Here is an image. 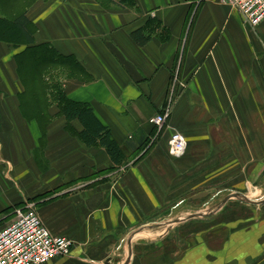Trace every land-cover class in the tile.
Returning a JSON list of instances; mask_svg holds the SVG:
<instances>
[{
	"label": "crops",
	"instance_id": "0c3cea01",
	"mask_svg": "<svg viewBox=\"0 0 264 264\" xmlns=\"http://www.w3.org/2000/svg\"><path fill=\"white\" fill-rule=\"evenodd\" d=\"M134 2L0 0V14L26 10L35 44L76 59L75 76L55 81L123 153L115 164L86 146L42 84L22 87L21 47L0 41V228L33 202L51 234L73 242L47 264H264V202L219 206L232 192L264 200V19L252 31L219 0ZM150 20L159 26L139 45L132 33ZM165 111L156 130L151 116ZM170 127L186 139L179 157ZM201 192L223 198L183 219Z\"/></svg>",
	"mask_w": 264,
	"mask_h": 264
},
{
	"label": "trees",
	"instance_id": "16d2710c",
	"mask_svg": "<svg viewBox=\"0 0 264 264\" xmlns=\"http://www.w3.org/2000/svg\"><path fill=\"white\" fill-rule=\"evenodd\" d=\"M117 1L129 7L135 6L134 0ZM152 21L145 24V31L140 29L132 33L131 38L139 45H144L150 39L151 31L146 32L150 27L149 24H156L155 27L159 26L158 22ZM33 36L34 29L26 16V10L17 13V16L0 14V41L12 44L17 48L21 47L20 52L14 57L22 87L25 89L30 87L33 93L34 90L39 92L38 88L42 84V95L46 96L50 103L56 102L57 108L66 118L65 120L67 122L77 120L81 124L82 130L78 133L80 140L86 146L103 147L112 162L121 163L123 153L112 136L110 128L97 119L89 104L70 100L64 94L62 84L55 81L57 74L64 75L66 78L75 76L77 69H80L76 59L71 56L57 55L49 43L35 44Z\"/></svg>",
	"mask_w": 264,
	"mask_h": 264
},
{
	"label": "built area",
	"instance_id": "2783aa9c",
	"mask_svg": "<svg viewBox=\"0 0 264 264\" xmlns=\"http://www.w3.org/2000/svg\"><path fill=\"white\" fill-rule=\"evenodd\" d=\"M238 12L244 26L252 31L264 19V0H219ZM167 112L151 116L150 122L160 130L166 126ZM171 156L179 157L186 150L185 136L169 128ZM35 203L18 209L14 217L0 228V264H47L53 259L67 256L72 240L51 234L42 222Z\"/></svg>",
	"mask_w": 264,
	"mask_h": 264
},
{
	"label": "rangeland",
	"instance_id": "374dc122",
	"mask_svg": "<svg viewBox=\"0 0 264 264\" xmlns=\"http://www.w3.org/2000/svg\"><path fill=\"white\" fill-rule=\"evenodd\" d=\"M243 193L245 195L249 194V193H246V192H243ZM222 198H223V196L220 195L217 198L208 199L207 201L204 200V199H207V197L203 198V199H200V200H197L198 202H196V204L193 205L191 211H189L188 213L190 214V213H195V212H203V210H205V212L210 213V212H212L211 210L216 209L215 206H217L218 203H220ZM234 200H238V199H234ZM186 205H187V202L184 203L183 207L178 208L179 210H178V214L177 215H179V211H182L183 209H186V207H187ZM185 211L186 210H183V212H180V213H184ZM184 217H186V216H184ZM173 218H175V217H169V218L166 217L164 220H161L160 223H161V225H163L165 223V221L171 220ZM179 220L181 221V219H179ZM175 222H179V221H175V220L172 221V223H175Z\"/></svg>",
	"mask_w": 264,
	"mask_h": 264
},
{
	"label": "water",
	"instance_id": "95a60500",
	"mask_svg": "<svg viewBox=\"0 0 264 264\" xmlns=\"http://www.w3.org/2000/svg\"><path fill=\"white\" fill-rule=\"evenodd\" d=\"M208 197V194L207 192H201V193H197L196 195L192 196L190 198V200H199V199H203V198H206ZM230 199H238L240 200L241 202H245V203H248L249 204H262L264 202V200H251V199H248V197L243 194V193H238V192H232V193H229L227 196H225V198H223V200L221 201V203L219 204V206H222L224 203H226L228 200ZM208 213H203V212H195L193 214H190L189 216H187L186 218H183V219H191V218H196V217H201V216H207ZM181 219V220H183ZM180 221V220H178Z\"/></svg>",
	"mask_w": 264,
	"mask_h": 264
}]
</instances>
